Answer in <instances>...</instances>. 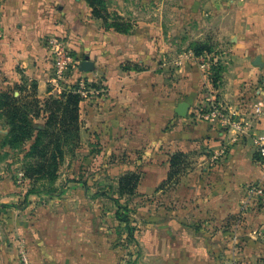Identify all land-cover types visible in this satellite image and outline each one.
<instances>
[{
  "label": "rangeland",
  "instance_id": "obj_1",
  "mask_svg": "<svg viewBox=\"0 0 264 264\" xmlns=\"http://www.w3.org/2000/svg\"><path fill=\"white\" fill-rule=\"evenodd\" d=\"M129 1L140 6L138 0ZM179 1L150 0L132 15L166 23L161 58L166 63L165 95L179 90V100L189 104L183 117L189 120L187 126L208 122L231 134V142L216 146L198 138L194 149L181 152L180 171L160 189L171 155L179 152H172L171 140L161 137L172 135L182 120L173 112L176 102L166 103L164 127L151 131L150 117L145 145L126 137L114 147L80 126L79 146L60 165L56 193L27 194L24 153L2 145L7 126L0 114V264H25L22 255L30 264V248H42L46 241L43 230L60 224L68 226L61 238L63 264H264V219L258 217L263 198L248 203L247 186L254 182L233 186L221 169L230 147L248 140L253 159L264 161L250 136H237L218 120L204 119L214 108L249 119L254 103L264 98V73L253 63L251 44L246 42L249 35L264 33V18L255 16L264 15V6L258 11L253 0H198L189 6ZM117 18L114 13L107 16L111 23ZM122 18L119 21L130 31L132 21ZM196 49L201 51L195 54ZM72 58L70 69H77L84 58ZM181 61L191 72H183L177 65ZM79 80L88 88L103 89L100 96L83 99L90 105L107 92L99 80ZM186 84L194 88L187 91ZM67 85L64 81L61 88ZM131 172L140 179L136 193L120 196L119 178ZM115 199L129 217V231L116 218Z\"/></svg>",
  "mask_w": 264,
  "mask_h": 264
},
{
  "label": "crops",
  "instance_id": "obj_2",
  "mask_svg": "<svg viewBox=\"0 0 264 264\" xmlns=\"http://www.w3.org/2000/svg\"><path fill=\"white\" fill-rule=\"evenodd\" d=\"M103 1L109 14L114 13L119 20L124 17L132 21L129 22L133 28L121 32L107 27L102 19L93 16L85 0H1L0 90H14L17 86L30 89L35 85L40 99L59 92L51 83L53 62L47 39L53 36L63 38L73 57L87 56L94 64L92 71L81 72L79 66L83 60H78L77 69L69 70L65 83L72 85L81 78H87L101 81L107 90L92 105L88 101L81 102V130L83 125L89 127V131L96 133L102 143L108 139L114 147L126 137L139 139L145 145L150 139V117L153 124L151 131L157 133L164 127L165 104L176 102L174 112L181 101L177 93L179 90L168 98L165 95L166 63L161 58H164V42L168 36L165 32L166 23L164 20H141V16L132 15L137 13V9L142 10L150 0H138L139 7H133L135 3L129 0ZM197 1L181 0L179 3L189 6ZM253 1V9L260 11L264 0ZM255 16L264 18V15ZM246 42L251 44L249 52L252 61L259 58L258 69L264 73V33L249 35ZM181 63L177 65L183 66L184 73L191 72L189 66ZM173 85L180 88L177 83ZM184 88L191 91L194 87L186 84ZM188 121V118H182L172 135H162L164 141L171 140L172 152L194 149L198 138L216 146L231 142V134L211 127L208 122L187 126ZM134 128L140 129V132L132 133ZM251 149L249 140L248 143H234L230 147L231 154L222 161V177L236 187L254 182L264 190V162L254 160ZM262 204L258 217L264 219V197ZM47 228L43 230L46 241L42 248H30V264L66 263L62 255L61 238L68 226L60 224V227Z\"/></svg>",
  "mask_w": 264,
  "mask_h": 264
},
{
  "label": "trees",
  "instance_id": "obj_3",
  "mask_svg": "<svg viewBox=\"0 0 264 264\" xmlns=\"http://www.w3.org/2000/svg\"><path fill=\"white\" fill-rule=\"evenodd\" d=\"M85 1L92 9L93 16L102 19L107 27L127 32L119 18L112 23L107 22L110 14L103 0ZM200 51L194 50L195 54ZM78 88V83H75L44 99L38 98L35 85L30 89L17 86L14 90L0 91V114L7 126L2 145L23 151L22 169L24 177L30 181L27 194H55L60 165L79 146L80 104L83 97L78 93ZM182 156L181 152L171 155L167 179L162 182L160 189L180 171ZM139 181L136 173L121 176L118 181L119 195H135ZM114 201L117 205L116 218L129 231V217L122 214L119 200Z\"/></svg>",
  "mask_w": 264,
  "mask_h": 264
},
{
  "label": "built area",
  "instance_id": "obj_4",
  "mask_svg": "<svg viewBox=\"0 0 264 264\" xmlns=\"http://www.w3.org/2000/svg\"><path fill=\"white\" fill-rule=\"evenodd\" d=\"M47 46L53 62V77L51 83L60 92L63 89L61 88V83L64 82L67 73L73 65V58L68 44L63 38L56 36L50 37L47 39ZM77 83L79 85L78 93L81 94L83 99L87 98L88 95L100 96L103 91L101 88H88L87 84L82 80ZM233 115H235L234 112L227 114L222 109L214 108L204 119L210 120L211 122L218 120L222 128L229 130V132L235 131V135L237 136H250L252 145L264 161V98L254 103L251 118H234ZM247 194L250 198V201L248 199V203H251V201H259L262 199L264 197V190L259 184L253 183L247 186ZM26 256L22 255V260L25 264H28V258Z\"/></svg>",
  "mask_w": 264,
  "mask_h": 264
},
{
  "label": "water",
  "instance_id": "obj_5",
  "mask_svg": "<svg viewBox=\"0 0 264 264\" xmlns=\"http://www.w3.org/2000/svg\"><path fill=\"white\" fill-rule=\"evenodd\" d=\"M255 65H260V59L256 58L255 61L253 62ZM94 68V64L89 61V58L86 56L83 61H81L79 70L81 72H90ZM188 109H189V104L185 101L179 102L177 106L174 109V112L176 115L180 117H186L188 114Z\"/></svg>",
  "mask_w": 264,
  "mask_h": 264
}]
</instances>
